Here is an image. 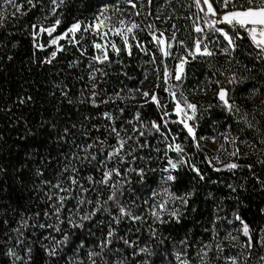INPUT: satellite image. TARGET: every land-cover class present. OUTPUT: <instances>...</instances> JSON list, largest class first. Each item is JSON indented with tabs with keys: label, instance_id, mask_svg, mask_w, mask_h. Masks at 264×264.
<instances>
[{
	"label": "trees",
	"instance_id": "16d2710c",
	"mask_svg": "<svg viewBox=\"0 0 264 264\" xmlns=\"http://www.w3.org/2000/svg\"><path fill=\"white\" fill-rule=\"evenodd\" d=\"M100 2L101 0H68L60 17L62 23L53 35L66 30L76 19L91 18ZM134 2L137 5L142 2L147 6V0H134ZM213 2L219 10L215 0ZM43 4V8L38 4L23 17L19 14L16 18L3 17V26L0 27V42L4 45L0 47V168L4 170L0 172V264H13V258L7 255L8 248L14 247L20 255H24L23 245L17 242V234L11 231L17 226L21 216L35 212L42 214L46 210L45 202L41 199L43 196L40 188L41 178L36 175L38 169L43 171L44 178L52 179L55 173L67 163L66 157H69L70 152L76 151L73 141L75 144L90 142L89 137L83 134L85 131L90 132L92 137L107 136L104 125H107L109 121L101 116L104 111L117 115L119 117L117 127L129 128V134H131V128L125 121L132 120L136 111L141 112L145 123L164 119L159 106L150 100L148 103H143L138 92L131 93L132 89H145V85H148L146 89L148 91L155 88L161 104H167L168 107L165 110L171 112L173 102L166 89L169 84L179 82L171 77L167 82L163 80L162 53L151 40L146 25L154 24L156 28L164 31L165 36L172 34L174 31L172 26L175 25V30H178V39L185 40L189 48H192L194 39L199 35L195 31L198 9L194 0H171L170 3H166V0H152L151 15L147 14L148 7L137 6L133 9L132 6L124 3V0H120V8L129 10L127 22L130 24L132 20H135L141 25V29L134 30L136 38L146 44L149 53L156 54V61L155 64L151 63V55L140 51L135 45L132 55L129 56L123 49L120 37H113L117 46L121 47V52L117 54L109 50L112 63L109 65L92 62L94 67L103 68L107 73V75L96 74L95 82L99 85L96 91L100 95L97 97L98 104L93 105L90 103L93 81L89 78L88 65L90 56L96 54V50L91 46V37L86 41L87 55H83L77 47L67 44L65 40H61L59 43L64 44L65 48L52 58L51 52L56 50V46L48 43V35L46 33L38 37L31 35L33 24L43 23L47 27L55 19L51 16L47 21L43 19L48 15L51 7L50 0H43ZM2 7L3 2L0 0V8ZM27 8L28 5L25 2L24 10ZM11 11L13 9L9 8L8 12ZM135 12H139L140 15H134ZM157 16L160 18L156 19ZM167 17L170 19H166ZM34 41L44 43L46 47L39 49L35 47ZM238 43L235 58L240 61V64L236 65L233 62V70H238L240 75H249L243 65L247 64L251 68L255 63L257 67L251 74L254 80L237 86L236 102L241 105L242 112L247 111L249 120L256 123L258 128L264 129V103H262L264 102V74L259 71L264 68V65L248 55L256 51L250 38L245 35L244 39ZM180 51L183 52L184 49L181 48ZM173 52L175 53V48ZM9 55L13 57L12 60L7 59ZM45 58H50L52 62H45ZM164 59L172 69L175 63L173 59L171 57ZM226 59L224 55L190 58L186 65L187 76L182 86L193 103H198L204 108H207L208 104L217 103L215 99L217 86L209 84L208 81L215 78L223 79L216 70L229 67ZM77 60L79 63H74ZM156 65H161L159 73L155 71ZM214 73H216L215 76ZM157 76L160 79H157ZM254 83L260 87V91L251 95ZM198 85L207 88V93L197 91L193 95L191 90ZM65 92L68 93L67 97L64 95ZM115 93H120V96L114 95ZM123 96L129 98L125 101L120 98ZM101 99L108 102L99 103ZM251 101L253 102L250 103ZM121 107L125 109L122 115L117 112V109ZM85 117H91V119L86 120ZM171 119H176L175 113H172ZM216 121L219 123H215ZM228 123L233 124V134H237L236 117L230 116L220 108H213L211 115L205 114L200 118V126L197 129L198 138L223 132ZM94 124L100 126L99 131L92 127ZM65 127L70 129V135L63 132ZM168 127L173 133H180L177 142L185 145L190 161L200 167L205 178L200 180L186 165L179 170H171L172 174L178 176L172 190L177 191L178 194L194 191V195L190 197L180 221L156 225L165 237L162 246L153 245L156 252L162 253L168 260H174V255L169 253H174L175 250L183 247L179 245V241L185 237L189 238L192 249L197 248L200 243L223 240L231 229L242 227L241 222L234 218V213L237 211L253 229L264 227V188L253 176L254 172L256 176L264 180V164L257 162L264 159V145L259 144L256 131L246 129L242 121L238 125L239 129H246L248 133L245 137L241 132L242 139L247 138L250 143L256 142L255 151L244 144L240 145L242 153H249L247 156L231 157L229 153L232 151V145L226 141L223 142L228 154V160L223 163L234 161L241 165L236 169H227L222 163L209 164L207 160L211 156L208 150L203 146V150L198 149L191 139H186L187 131L179 123H170ZM219 138L222 140L218 136ZM109 143H115L114 137L109 138ZM148 143L150 147L144 149L141 155L153 158L137 163H146L148 167L155 170L149 175L155 180L152 186L156 188L163 184L161 177L168 174L164 171L168 163L163 155L165 145L160 142V137L156 134L149 139ZM156 147L161 149L160 153L155 152ZM169 155L175 158L177 154L170 151ZM249 163L254 165L252 170L244 167ZM89 174H93L97 179L100 177L96 167L84 165L81 175L86 177ZM133 178L135 179V176ZM147 195L148 193L137 189L132 198L137 199V203H141ZM147 207L148 205L141 203V211H146ZM217 216L221 219L217 220ZM104 218L101 215L98 220ZM5 220L7 224L4 223ZM29 223L31 225L33 222ZM92 230L97 237L100 235L95 226H92ZM146 232L147 230L144 229L143 234L146 235ZM44 235H46L45 230L30 226L24 230L21 237L25 245L33 246V264H55V260H49L43 251L42 245L48 243L43 239ZM253 235L255 238L256 233L254 232ZM241 239L245 237L241 235ZM224 243L228 245L227 241ZM236 251L235 248L225 247L226 255H234ZM261 256H264V248L257 246L248 264H264L259 259ZM151 259L155 260V264H162L159 255H154ZM219 264H225V261L221 260Z\"/></svg>",
	"mask_w": 264,
	"mask_h": 264
},
{
	"label": "snow or ice",
	"instance_id": "6c2138e0",
	"mask_svg": "<svg viewBox=\"0 0 264 264\" xmlns=\"http://www.w3.org/2000/svg\"><path fill=\"white\" fill-rule=\"evenodd\" d=\"M2 2L0 27L3 26L2 18L5 16L16 18L19 14L23 17L38 4L41 8L44 7L43 0H2ZM25 2L28 5L27 10H24ZM170 2L171 0H166V3ZM67 3L68 0H50L51 7L48 15L43 19L47 21L51 16L55 17L54 21L47 27L43 23L33 24L31 35L33 37L45 33L48 35V43L56 46V50L51 52L52 58L64 50L65 45L59 43L61 40L77 47L83 55H87L86 41L91 37V46L96 50V54L90 56L88 65L89 78L93 81L90 103L97 105V97L100 95L96 91L99 87L95 82L96 74L107 75L103 68L94 67L92 62L110 65L112 60L109 50L117 54L121 52V47L117 46L113 37H120L123 49L129 56L132 55L135 45L140 51L150 54V62L155 64L156 54L149 53L146 44L136 38L134 30L141 29V25L135 20H132L130 24L127 22L123 16V9L120 8V0H115V2L101 0L91 18L76 19L66 30L54 36L53 33L62 23L60 17ZM124 3L132 5L133 9L137 6L148 7L147 14L151 15L152 0H147V6L142 2L137 5L134 0H124ZM194 3L199 12L204 13L202 17L198 15L197 19L202 20L206 28L194 22L195 31L199 35L194 39L192 48L188 47L185 40L178 39V30H175V25L172 26L174 31L170 36H165L164 31L156 28L154 24L146 25L151 40L162 53L163 80L167 82L171 77L179 82L169 84L166 89L173 102L171 112L165 110L168 105L161 104L155 88L152 91L143 88L132 89L131 93L138 92L143 103H148L150 100L159 106L164 119L145 123L141 112L136 111L132 120L125 121L131 128V134H129V128L117 127L119 119L117 115L104 111L101 116L109 121L107 125H104L107 136L92 137L90 132L85 131L83 134L89 137L90 142L75 144L73 141L76 151L70 152L69 157H66L67 163L55 173L52 179L44 178L43 171L38 169L36 175L41 178L40 188L43 191L41 199L45 202L46 210L42 214L35 212L22 215L17 221V226L11 230L17 234V242L23 245L24 252V255H20L14 247L7 249V255L13 258V264L16 262L33 264V246L25 245L21 239L24 230L30 226L45 230L46 235L43 239L48 243L43 244L42 248L49 260H55V264H155V260L151 259L154 255L161 257L162 264H219L221 260H224L226 264H248L253 256V250L257 246L264 248V227L253 229L248 222L242 219L238 211L234 213V218L242 224V234L245 237L243 241H239L238 235L228 232L223 240L200 243L197 248L192 249L189 238L185 237L179 241V245L183 247L175 250L174 253H169V255H174V260H168L162 253H157L153 247V245L162 246L165 240L156 225L180 221L183 210L189 203L190 197L194 195V191L178 194L177 191L172 190L173 183L178 180V176L172 174L171 170H179L186 165L200 180L205 178L200 167L190 161L185 145L177 142L180 133H173L168 127L170 123H179L187 131L186 139H191L201 150H203L202 140L210 139L215 143L219 136L223 141L232 145V151L229 153L231 157L247 156L249 153H242L240 145L244 144L255 151L256 142L250 143L247 138L242 139L240 133L242 132L246 137L248 134L246 129L255 130L259 136V144L264 145V129L258 128L256 123L249 120L247 111L242 112L241 105L236 102L237 86L254 80L251 74L257 66L255 63L251 68L247 64L243 65L249 75H240L238 70L232 68L233 62L236 65L240 64V61L235 58V53L239 47L238 42L244 39L245 35L250 38L256 50L254 54L248 53V55L264 65V0H215L219 11L214 6L213 0H194ZM9 8L13 11L8 12ZM134 15L139 16L140 13L135 12ZM159 18V16L156 17V19ZM34 44L39 49L46 47L44 43L34 41ZM2 46L4 45L0 42V47ZM181 48L184 49L183 52L180 51ZM216 55H224L229 67L216 70L223 79L215 78L208 81L209 84L217 86L218 90L215 93L217 103L208 104L207 108H204L189 99L182 82L186 79V65L190 58H211ZM169 57L175 62L172 69L164 59ZM7 59L12 60L13 57L9 55ZM45 62L51 63L52 60L45 58ZM74 63L78 64L79 61H74ZM210 67L213 66L210 65ZM160 70L161 65H156L155 71L159 73ZM259 71L264 74V68ZM157 79L160 77L157 76ZM197 91L206 94L208 89L198 85L191 90L193 95ZM259 91L260 87L254 83L251 95ZM64 95L67 97L68 93L65 92ZM114 95L120 96V93ZM120 98L126 101L129 97ZM132 98L134 99L135 96L133 95ZM107 102V100H99V103ZM213 108H220L230 116L236 117L237 134H233V124L228 123L223 132L198 138L197 129L200 126V118L205 114L211 115ZM124 111L123 107L117 109L121 115ZM172 113L176 115L175 120L171 119ZM85 119L89 120L91 117H85ZM241 121L246 125V129H239L238 125ZM81 127L84 126L81 125ZM92 127L99 131V125L94 124ZM63 132L71 134L67 127L63 129ZM154 134L159 135L160 142L164 143L163 155L168 162L164 169L168 174L161 177L163 184L156 188L152 186L155 180L149 175L155 170L148 167L146 163H137L153 158L142 156L141 152L150 147L148 141ZM110 137H114L115 143H109ZM160 151L159 147L155 148L156 153ZM170 151L177 154L175 158L169 155ZM221 151H227L224 143H220L216 149V155L210 157L207 162L213 164V161H218L227 169L241 167L234 161L224 164L219 154ZM257 162L264 164V159ZM84 165L96 167L100 172L99 179L93 174L82 176L81 171ZM244 167L252 170L254 165L249 163ZM2 171L4 170L0 168V172ZM253 176L264 188V180H261L254 172ZM137 189L148 193L147 197L141 200L142 204L148 205L146 211H141V203H137V199L132 198ZM101 215L105 218L98 220ZM216 219L220 220L221 217L217 216ZM30 221L33 222L31 225ZM4 223L7 224V220ZM92 226H95L100 233L98 237L93 232ZM144 229L147 230L146 235L143 234ZM254 232L256 233L255 238ZM216 234L219 235L218 232ZM224 241H228V245H225ZM232 241L238 243L232 244ZM225 247L237 249L236 254L226 255ZM259 259L264 262V256Z\"/></svg>",
	"mask_w": 264,
	"mask_h": 264
},
{
	"label": "rangeland",
	"instance_id": "374dc122",
	"mask_svg": "<svg viewBox=\"0 0 264 264\" xmlns=\"http://www.w3.org/2000/svg\"><path fill=\"white\" fill-rule=\"evenodd\" d=\"M135 3V2H134ZM127 5H129V4H127ZM129 6H132V5H129ZM129 12V10H123V16L125 17V18H127V13ZM114 20H115V18H114ZM170 80V79H169ZM145 87V89H147L148 88V85H145L144 86ZM253 101H251L250 103H252ZM202 143H201V145L205 148V149H207L208 150V152H209V154H210V156L212 157V156H214V155H216V149L219 147V145H220V143H223L224 141L223 140H220V138L218 139V137H217V141L215 142V143H213L210 139L209 140H202L201 141ZM220 157H221V160L224 162V161H227L228 160V154L225 152V151H221L220 153ZM213 162H217V163H220V162H218V161H213ZM239 227V226H238ZM233 235H238L239 236V241H243L244 239H241V235H243L242 234V227H239V228H233V229H231V231H230ZM228 242V241H227ZM229 243V242H228ZM232 244H236V243H238L237 241H232L231 242ZM225 264H226V262H225Z\"/></svg>",
	"mask_w": 264,
	"mask_h": 264
},
{
	"label": "built area",
	"instance_id": "2783aa9c",
	"mask_svg": "<svg viewBox=\"0 0 264 264\" xmlns=\"http://www.w3.org/2000/svg\"><path fill=\"white\" fill-rule=\"evenodd\" d=\"M219 11V10H218ZM200 16V17H202L203 15H204V13L203 12H199V10H198V14H197V16ZM196 23H200L203 27H204V25H203V22H202V20H198L197 19V22ZM206 27V26H205Z\"/></svg>",
	"mask_w": 264,
	"mask_h": 264
}]
</instances>
